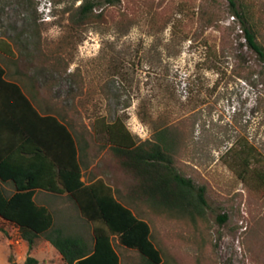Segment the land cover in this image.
<instances>
[{
    "label": "rangeland",
    "instance_id": "374dc122",
    "mask_svg": "<svg viewBox=\"0 0 264 264\" xmlns=\"http://www.w3.org/2000/svg\"><path fill=\"white\" fill-rule=\"evenodd\" d=\"M85 2L96 6L91 21L79 23ZM234 2L264 47V0ZM230 9V0H0V39L19 56L0 53L8 78L22 80L13 72L25 56L48 67L46 95L78 140L85 179L108 180L149 223L165 264H264V196L237 177L234 154L226 155L243 138L264 156V63L245 41V19ZM208 16L214 26H206ZM117 120L138 142L171 132L176 167L207 189L204 218L133 196L135 180L96 136L99 125ZM5 227L0 221V264L29 256L65 264L44 238L31 252ZM80 228L76 235L92 242L90 227ZM115 247L121 264H141L137 252Z\"/></svg>",
    "mask_w": 264,
    "mask_h": 264
},
{
    "label": "trees",
    "instance_id": "16d2710c",
    "mask_svg": "<svg viewBox=\"0 0 264 264\" xmlns=\"http://www.w3.org/2000/svg\"><path fill=\"white\" fill-rule=\"evenodd\" d=\"M109 3L115 4L114 1ZM230 3L231 13L240 20L245 19L242 28L247 45L264 63V47L258 42L255 31L241 10L236 8L234 0ZM95 6L94 2H85L80 8L78 22L91 21ZM206 18V26H214V18ZM0 53L14 58L11 45L2 39ZM17 67L20 73V64ZM24 110L52 122L65 142L64 157L53 158L56 166L53 183H36L29 171L13 168L0 159V217L19 229L20 238L27 242L29 249L44 238L57 250L65 264H121L115 247L117 243L137 252L141 264H165L161 250L152 239L149 223L119 200L108 180L95 175L89 182L83 180L82 159L70 128L55 116L41 117L22 88L7 80L5 69L0 64V117L9 123L14 134L24 131L21 121ZM98 127V139L109 145L122 171L135 180L132 187L135 198L192 219L204 218L208 206L207 189L197 186L176 167L173 154L176 142L169 139L171 132L164 129L155 133V140L138 142L122 120ZM235 144L226 153L227 157L234 154L229 167L254 192L264 196V156L243 138ZM17 147L22 155L43 153L39 146L33 149L25 144ZM44 157L47 159L49 156ZM1 182L13 183L15 193L11 197L6 196ZM37 189L68 194L91 225L92 242L83 236L67 235L55 229L51 211L34 200ZM227 220V215L220 218L221 223ZM25 264H38V261L29 256Z\"/></svg>",
    "mask_w": 264,
    "mask_h": 264
},
{
    "label": "crops",
    "instance_id": "0c3cea01",
    "mask_svg": "<svg viewBox=\"0 0 264 264\" xmlns=\"http://www.w3.org/2000/svg\"><path fill=\"white\" fill-rule=\"evenodd\" d=\"M3 56L6 57V55ZM18 58L19 56L12 59L17 61ZM25 59L27 60L22 61L20 64V73L18 72V67L14 64L15 69L13 73L16 76L21 77L22 80H17L13 78V76L12 78H8V69L5 66V63H2L0 60V64L5 69L7 80L18 84L22 88L31 105L37 110L41 117L55 116L58 119L63 120L62 116H60L59 110H56L55 108L52 109V103L49 100L50 98H47L46 95L47 88L43 80L45 79V72H48V70H46L48 67L44 64H37L33 56H25ZM21 121L24 131L22 133L14 134L10 131L11 127L9 126V123L4 122L0 117V159L4 160V162L8 163L13 168L29 171L34 175L36 183H53L55 179L54 175L56 174V166L53 158L57 157L61 159L65 154V142L60 130H58L52 122L36 117L34 114L29 112V110L28 112L25 110L22 112ZM25 130L27 131L26 133H24ZM76 142L80 158L82 159V150L79 147L77 138ZM23 144L30 146L31 149L39 146L43 148L41 151L43 153H37L38 155H36V153L33 155H22L17 146ZM46 155L49 156L47 159L44 157ZM92 177L90 181L92 180ZM83 180L89 182L85 179V177H83ZM1 184L7 197H11L15 193V187L12 182H1ZM34 200L38 205L44 206L51 211L54 218L55 229L60 230L67 235L75 236H83L76 235L78 233H82V228H80L82 225H87L91 230V225L82 217L78 207L68 194H57L37 189L35 191ZM65 200L70 203L62 204ZM57 201L61 203L60 206H57ZM0 221L6 226V230L8 227H13L19 233V229L17 227L4 221L1 217ZM20 242H22V245L25 248L29 249L27 242L21 238L18 243L20 244ZM39 244L40 239L37 241L34 248L31 250L29 249V251L35 252V250H37L40 246ZM44 247H47L48 249L54 248L46 240ZM58 256L62 259L59 253Z\"/></svg>",
    "mask_w": 264,
    "mask_h": 264
}]
</instances>
